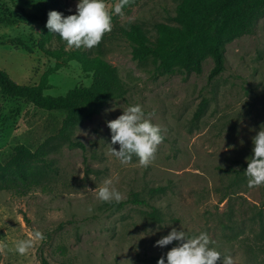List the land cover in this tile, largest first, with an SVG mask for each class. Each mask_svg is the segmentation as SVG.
<instances>
[{"label":"rangeland","instance_id":"rangeland-1","mask_svg":"<svg viewBox=\"0 0 264 264\" xmlns=\"http://www.w3.org/2000/svg\"><path fill=\"white\" fill-rule=\"evenodd\" d=\"M53 1L0 0V69L20 85L38 84L56 64L46 51L66 47L58 35L42 45V21L52 10L75 14L78 0ZM181 1L134 0L123 15L112 17V30L96 47L80 49L116 68L127 90L125 99L111 102L74 129L69 139L83 148L72 147L60 135L63 113L0 94V161H8L17 146L26 145L33 151L44 149L52 164L49 178L28 195L0 191V264H145L177 245L173 241L163 248L155 246L172 228L189 236L205 231L214 241L209 246L222 258L231 255L234 264H251L246 250L255 243L257 227H239V213L246 202L260 205L261 192L247 183L230 184L252 155V138L264 126V17L250 33L226 46V69L215 79H209L211 58L201 74L159 76L153 61L134 57L122 29L138 24L154 36L156 23L173 24ZM116 2L105 0L109 10ZM91 83L81 66L71 62L50 77L46 93L65 95ZM204 99L208 105L196 117ZM131 104H140L165 138L147 168L136 157L121 165L108 151L107 121ZM113 147L119 150L118 143ZM106 179L122 193L121 201L138 194L158 209L159 219L144 206L118 209L111 206L114 201H99L94 190ZM154 188L164 192L152 197ZM231 209L237 224L227 228L220 222L229 224ZM34 230L45 239L25 255L17 254L16 243Z\"/></svg>","mask_w":264,"mask_h":264},{"label":"trees","instance_id":"trees-1","mask_svg":"<svg viewBox=\"0 0 264 264\" xmlns=\"http://www.w3.org/2000/svg\"><path fill=\"white\" fill-rule=\"evenodd\" d=\"M53 3V0H49ZM134 0H131V5ZM129 4V5H130ZM127 7V6H126ZM264 17V0H182L177 6L173 24L156 23V34L150 36L138 24H131L122 29L127 41L133 48L134 57L140 62L153 61L159 76L201 74L203 64L211 58L214 67L209 79L213 80L226 69V46L241 36L250 33L254 23ZM48 17L42 23L46 25ZM9 23H11L9 21ZM53 34L44 26L42 45L50 43ZM47 54L56 60L41 81L33 86L20 85L11 79L9 74L0 69V94L5 98H21L40 110L59 112L65 115L60 135L70 141L72 147L83 148L80 142L69 139L74 129L90 121L113 101L125 99L127 90L116 68L97 56H91L80 49L67 50L60 46ZM71 62L81 66L82 71L92 78L90 86H76L65 95L53 96L50 90V77L61 68L68 67ZM208 101L204 99L196 112L201 116ZM164 137V136H163ZM165 139V138H164ZM163 139V140H164ZM44 149L33 151L26 145L17 146L12 157L0 161V191L11 192L16 196H25L40 187L49 178L52 164L47 159ZM235 171L231 186L247 183L244 171ZM261 203L241 204V222L239 227H257L255 240L248 246L246 253L251 264L264 257V186L259 187ZM164 188H154L150 195L163 193ZM129 204L150 208L152 218L160 217L156 207H151L138 194L132 198L113 202L112 207L124 208ZM235 212H229V224L221 220L220 224L229 228L237 224ZM233 223V224H232ZM236 228H232L234 231ZM160 257L144 260L145 264H157ZM44 264H48L44 261Z\"/></svg>","mask_w":264,"mask_h":264},{"label":"clouds","instance_id":"clouds-1","mask_svg":"<svg viewBox=\"0 0 264 264\" xmlns=\"http://www.w3.org/2000/svg\"><path fill=\"white\" fill-rule=\"evenodd\" d=\"M130 3L131 0H117L109 10L105 0H78L75 14L64 16L61 12L49 11L45 26L50 34L58 35L65 42V51L72 48L92 49L112 30V17L123 15V9ZM122 108L123 112L118 118L107 121L111 132L108 151L121 165L129 164L136 157L138 164L147 168L155 159L157 147L164 139L162 130L158 124L146 118L140 104ZM117 143L119 150L113 147ZM252 143V155L246 158L247 168L244 171L249 188L264 186V126L252 138ZM94 191L101 202L119 203L123 199L122 193L113 186L111 179L104 180ZM44 239L40 230H34L29 233L28 238L16 243L15 251L19 255H25L36 242ZM173 241L178 242L177 245L166 255H162L157 264H217L218 261L219 264H234L231 255H224L222 258L219 251L209 246L214 241L205 231L189 236L184 230L172 228L167 235L156 241L155 246L163 248Z\"/></svg>","mask_w":264,"mask_h":264}]
</instances>
